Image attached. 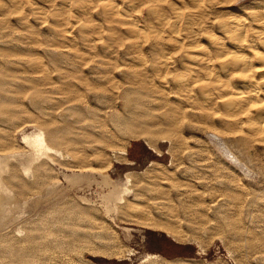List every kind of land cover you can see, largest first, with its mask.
Listing matches in <instances>:
<instances>
[{
	"label": "rangeland",
	"instance_id": "1",
	"mask_svg": "<svg viewBox=\"0 0 264 264\" xmlns=\"http://www.w3.org/2000/svg\"><path fill=\"white\" fill-rule=\"evenodd\" d=\"M29 1L0 0V264H264V141L230 132L216 105L200 108V90L174 83L188 66L205 83L203 64L186 63L200 54L193 41L229 44L219 22L250 31L264 0L207 1L174 35L173 19L157 26L140 8L127 11L143 33L127 32L105 16L112 0ZM136 84L149 115L168 111L175 128L126 129ZM48 128L69 134L38 159L25 138Z\"/></svg>",
	"mask_w": 264,
	"mask_h": 264
},
{
	"label": "bare ground",
	"instance_id": "2",
	"mask_svg": "<svg viewBox=\"0 0 264 264\" xmlns=\"http://www.w3.org/2000/svg\"><path fill=\"white\" fill-rule=\"evenodd\" d=\"M87 1L90 0H81L82 3ZM171 1L122 0L126 12H121L118 7L119 1L112 0L103 5V10L105 16L109 20H114L116 17L122 16V22H118L124 26L126 31L135 35H140L143 33V29L141 30V28L135 27L140 25H138L136 18H133L128 11H136L139 8L148 9L150 17L156 20L157 26L168 24L169 20L173 19V23L170 24L172 25L171 30H169L171 34L174 35L177 23H179L180 19L185 20L186 25L198 24L197 21L200 20L201 16L195 10L192 11V9L197 8L200 11L201 8L205 7L204 4H206L207 1L213 2L215 0H177L178 2H183L185 8H189L188 11L180 7V3H177L178 7L175 5L176 1ZM216 1L215 2L219 4L227 3L232 0ZM11 3L21 10L29 6L31 2L29 0H11ZM150 3H152V6ZM34 9L38 12L41 10L38 9L36 5ZM127 9L129 10L127 11ZM252 15L254 21L258 24L256 28H252L250 31L247 29V25L243 24L239 18L219 22V29L231 41L230 42L227 38L228 42H230L229 44L224 43L222 37L207 35L213 47L210 49L207 48L208 50L206 51L205 44L203 45L198 38L193 41L192 45L201 49V55L198 54L195 57H189V55H187L190 59L195 61L187 59L188 61L186 60V63L199 62L203 64L201 69L205 71L204 73L202 72L206 78L204 79L206 81L205 83H201L198 81L199 79L193 77L192 74L195 69L191 66H188L189 69L187 68V72H184L185 75L182 73L180 76H177L174 83L175 88L177 86V89L179 88L180 91L182 90L188 94L200 90L202 93L199 96V100L201 99V109H214L212 105H216L218 110H222L223 114L227 117L228 126L237 125V128L238 126H246L245 128H247L246 130L248 131L246 133L250 138L264 141V21H262L264 18L260 19V14L256 12H253ZM170 25L167 26L169 27ZM209 25L214 27L216 22L212 20ZM153 27L155 31V26ZM92 28L94 29V26L80 24V29L84 32L90 31ZM64 32L69 33V27H66ZM206 32L209 34V31ZM195 35H200V33L195 32ZM249 35L252 36V40H249ZM89 45L92 47L95 46L96 43L93 42ZM136 59L143 61L144 58L142 56H137ZM160 63L161 66L163 64V66H165V64L168 63V58H162ZM214 70H216V72H214ZM188 72L192 74L189 73L190 75H188ZM131 88V92L137 95L138 99L129 104L131 107L128 113L132 115L126 119L123 118L120 120L121 123L125 124L127 127L126 129L131 133H137L136 129L139 127L143 129V132L146 134L156 135L163 134L160 130H153L156 127L165 126L175 128L172 113L168 111L163 113V120L161 115H157L158 119H156L155 116L149 115V113L152 112L149 106L152 105L149 99H147V102L143 99L148 98L147 96H140V94L143 93L141 91L143 88L137 84L133 85ZM153 107L155 106L153 105ZM145 108L147 111H145ZM230 127L234 128V126H229L228 128ZM229 131L232 132L233 129L230 128ZM59 132L61 131L58 129L48 128L46 131L41 130L37 134L26 137L25 140L36 150V158L41 159L43 156L49 157L48 154L50 151H54L48 143L49 140L60 144L65 139L64 135L69 134L68 128H63V134H59ZM31 169L32 165L30 164L25 168V172L29 173ZM124 192H128L127 187L124 188L123 193ZM121 199H123L122 195L120 200ZM19 258L22 264H39L35 259H29L24 254L19 256Z\"/></svg>",
	"mask_w": 264,
	"mask_h": 264
}]
</instances>
